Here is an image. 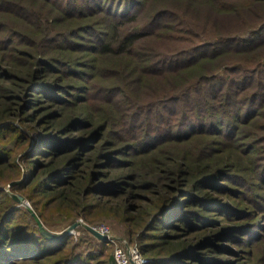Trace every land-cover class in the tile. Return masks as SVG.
I'll return each mask as SVG.
<instances>
[{
  "label": "trees",
  "instance_id": "trees-1",
  "mask_svg": "<svg viewBox=\"0 0 264 264\" xmlns=\"http://www.w3.org/2000/svg\"><path fill=\"white\" fill-rule=\"evenodd\" d=\"M15 194L146 264H264V0H0V264L108 254Z\"/></svg>",
  "mask_w": 264,
  "mask_h": 264
},
{
  "label": "rangeland",
  "instance_id": "rangeland-1",
  "mask_svg": "<svg viewBox=\"0 0 264 264\" xmlns=\"http://www.w3.org/2000/svg\"><path fill=\"white\" fill-rule=\"evenodd\" d=\"M193 23H196V22H193ZM218 73H222V70H219ZM16 125L20 126L18 121L16 122ZM31 135H33V137L37 138L40 136V132L33 131V133H31ZM14 182L17 183V182H19V180H12L11 182L4 185V189H6V191L10 192V186L13 185ZM11 183H13V184H11ZM14 196L17 197L18 199H20V201L22 202L23 205H26V206L30 205L29 201L22 198L21 196H16V194ZM113 202H114V204H118V206L120 207V212H122L123 207H125V205L127 204V202L117 200V199L113 200ZM75 222L80 223L79 226L72 229V233L70 234V235H72V237L74 238L75 241H77L80 237H82V235H83L82 229H85V227L83 226L84 224L90 225L93 228L97 227V226L105 225L108 228L109 233L113 237L117 238V240L119 241L120 244H123L124 241L126 242V244H128V237L126 235V224L123 223V220L121 218L109 217V218H105V219H98L93 223H89L83 217L78 216L74 219H71V218L66 219L62 214H55L50 219L49 223H50L51 227L48 229L51 230L52 232H62ZM110 255H112V259H113L112 246L108 250V254L103 255L100 258V262H101L100 264H113L112 261L109 262Z\"/></svg>",
  "mask_w": 264,
  "mask_h": 264
},
{
  "label": "built area",
  "instance_id": "built-area-1",
  "mask_svg": "<svg viewBox=\"0 0 264 264\" xmlns=\"http://www.w3.org/2000/svg\"><path fill=\"white\" fill-rule=\"evenodd\" d=\"M98 232L106 235L108 243L113 249V263L114 264H146L147 257L143 256L136 245L120 244L117 238L113 237L105 225L94 227ZM72 232V231H71Z\"/></svg>",
  "mask_w": 264,
  "mask_h": 264
},
{
  "label": "water",
  "instance_id": "water-1",
  "mask_svg": "<svg viewBox=\"0 0 264 264\" xmlns=\"http://www.w3.org/2000/svg\"><path fill=\"white\" fill-rule=\"evenodd\" d=\"M11 184H13V183H11ZM27 209L31 212V214L35 218V220H36V222H37V224L39 226L40 232L47 239H49L50 241H53V242H60V241L64 240L66 237H68L72 233L71 232L72 229H74V228H76L77 226L80 225V223L75 222V223H73L71 226H69L67 229H65L62 232H52L51 230H49L48 228H46L43 225V223L41 222L40 218L38 217V215L35 213V211L32 209V207L30 205H27ZM83 226L85 227L86 230H88L96 238H98V239H100L102 241L108 242V238H107L106 235L101 234L100 232H98L96 229H94L90 225L84 224Z\"/></svg>",
  "mask_w": 264,
  "mask_h": 264
}]
</instances>
